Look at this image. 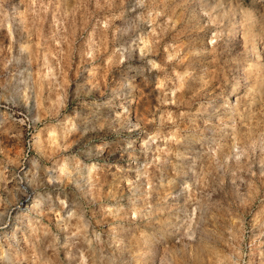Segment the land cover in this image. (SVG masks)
<instances>
[{
  "label": "rangeland",
  "instance_id": "1",
  "mask_svg": "<svg viewBox=\"0 0 264 264\" xmlns=\"http://www.w3.org/2000/svg\"><path fill=\"white\" fill-rule=\"evenodd\" d=\"M0 264H264V0H0Z\"/></svg>",
  "mask_w": 264,
  "mask_h": 264
},
{
  "label": "bare ground",
  "instance_id": "2",
  "mask_svg": "<svg viewBox=\"0 0 264 264\" xmlns=\"http://www.w3.org/2000/svg\"><path fill=\"white\" fill-rule=\"evenodd\" d=\"M9 258H10V257H8V256L6 257L7 260H9Z\"/></svg>",
  "mask_w": 264,
  "mask_h": 264
}]
</instances>
